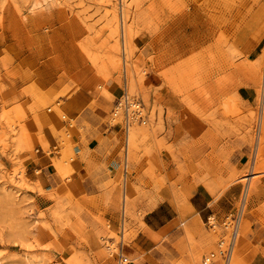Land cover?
Instances as JSON below:
<instances>
[{
  "label": "rangeland",
  "instance_id": "obj_1",
  "mask_svg": "<svg viewBox=\"0 0 264 264\" xmlns=\"http://www.w3.org/2000/svg\"><path fill=\"white\" fill-rule=\"evenodd\" d=\"M33 1L0 0V264H202L243 194L230 264L264 259V0ZM201 186L241 187L214 228Z\"/></svg>",
  "mask_w": 264,
  "mask_h": 264
},
{
  "label": "crops",
  "instance_id": "obj_2",
  "mask_svg": "<svg viewBox=\"0 0 264 264\" xmlns=\"http://www.w3.org/2000/svg\"><path fill=\"white\" fill-rule=\"evenodd\" d=\"M94 145L98 146V143L96 142ZM124 187H125V192L130 191V188L127 187L126 182H124ZM256 188H257L256 194L253 195L250 201L249 209H255L257 205H259L264 201V175L260 177L259 181L257 182ZM240 190H241L240 186H236V187L231 186L214 199L213 195L209 191H207L204 186L203 187L201 186L196 188L195 191L191 194L190 198L188 199L189 207L192 209V211L195 212V217L198 216L200 219L202 218L201 216L203 213L205 214L206 217L209 216L210 214H216L218 215V217H222L232 208L235 200L237 199L240 193ZM162 205L164 204H159L154 209V211L157 212L158 208L161 207ZM258 219L253 214H249L247 216V220L250 223L249 227L251 231H254V235L252 236L251 243L254 245L259 244L260 246L264 247V227L261 223H257L259 221ZM146 225L149 228H152L153 230L154 229L157 230L163 227V225L160 224L156 225V224L146 223ZM254 259H255L254 262L256 264H262V262L264 261L261 255H257ZM129 260L132 259L128 257V262ZM139 263L145 264V262L141 260L139 261Z\"/></svg>",
  "mask_w": 264,
  "mask_h": 264
},
{
  "label": "built area",
  "instance_id": "obj_3",
  "mask_svg": "<svg viewBox=\"0 0 264 264\" xmlns=\"http://www.w3.org/2000/svg\"><path fill=\"white\" fill-rule=\"evenodd\" d=\"M125 98L123 99V96L118 98L112 109L114 112L116 110V106L120 105L122 111L124 109L123 113H121L122 117L124 116V112L126 113V117H127L128 115L127 108L130 109L131 107L130 105H128L127 100H125ZM133 101L136 105L132 109L133 111H131L130 118H133V116L136 117L138 110L141 108L140 101L136 99H133ZM113 112L111 111V114ZM140 119H142V115L138 116V120ZM123 122H124V118H123ZM244 208H245V197L244 195H242V198L239 200L237 207H235L234 210H232V212L228 213L221 222L223 232L217 240L215 250L211 251V253L210 252L208 253V256H210L212 259L213 257L216 256L217 258H221L223 259V261L228 262L231 256L230 253L234 248L240 234L242 220L244 217ZM211 219L212 217L208 216L207 223L214 228L216 224L213 223Z\"/></svg>",
  "mask_w": 264,
  "mask_h": 264
},
{
  "label": "bare ground",
  "instance_id": "obj_4",
  "mask_svg": "<svg viewBox=\"0 0 264 264\" xmlns=\"http://www.w3.org/2000/svg\"><path fill=\"white\" fill-rule=\"evenodd\" d=\"M44 1V0H43ZM42 1V2H43ZM45 2H47L46 0H45ZM36 4H41V1H38V0H35V1H33L32 2V6H34V5H36ZM43 5V4H42ZM126 97V98H125ZM125 98V100H127V103H128V105H130L131 107H133V106H135L136 104L135 103H131V102H129V99H128V96H127V93H125L124 95H123V99ZM116 107H120V105H117ZM122 110V109H121ZM123 111H124V109H123ZM127 111H128V115H127V117H126V113L124 112V116H125V119H126V123L128 124V121H129V117H130V109L129 108H127ZM113 112V111H112ZM117 114H118V111H117V109L112 113V115L113 116H117ZM130 126V125H129ZM129 126H126V128H125V130L127 131V144H126V149H128V142H129V133L130 132H128L129 131ZM128 146V147H127ZM128 151V150H127ZM126 160H127V152H126V158H125ZM251 175L253 176V175H255V173H251ZM251 176V177H252ZM251 177L249 178H247L246 176H244V180H248V181H250V179H251ZM244 195V194H243ZM247 201V200H246ZM212 217V216H211ZM219 223V222H218ZM243 223V222H242ZM220 225V224H219ZM218 225V226H219ZM222 233V232H221ZM220 235V234H219ZM236 245V244H235ZM234 248H235V246H234ZM234 248L232 249V251H231V253H230V258H229V260H228V262H225V261H223V259H221V258H217L216 256L215 257H213V259L210 257V256H208V254H206L204 257H203V259H202V264H213L215 261H219L221 264H230V262H231V258H232V254H233V250H234ZM121 252H122V250L121 249H119V255L121 254ZM123 253V252H122ZM211 253V252H210ZM123 255V254H122ZM120 257H121V255H120ZM126 262H127V260H128V258L126 257V255L125 256H123L122 257ZM121 260V258H120V260H119V262L121 263V261H124V260ZM25 261V263L24 264H34V262L30 259V258H28V257H26V259L24 260ZM122 264V263H121ZM124 264V263H123Z\"/></svg>",
  "mask_w": 264,
  "mask_h": 264
}]
</instances>
